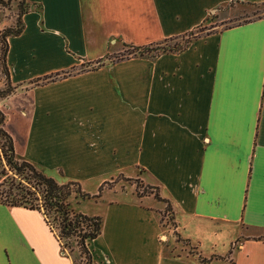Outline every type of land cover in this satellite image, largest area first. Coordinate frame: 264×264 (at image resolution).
Here are the masks:
<instances>
[{
  "label": "crops",
  "instance_id": "crops-1",
  "mask_svg": "<svg viewBox=\"0 0 264 264\" xmlns=\"http://www.w3.org/2000/svg\"><path fill=\"white\" fill-rule=\"evenodd\" d=\"M25 2L20 32L6 37L9 80L25 98L12 102L26 123L19 150L12 138L15 157L79 187L81 177L102 171L116 174L97 189L112 179L103 190L113 191L120 178L155 187L171 207L174 234L188 241L161 225L162 201L152 193L120 189L129 196L106 199L101 215L75 206L101 217L88 243L93 262L264 264V15L200 34L180 51L81 68L121 45L180 37L231 2L264 0ZM0 210V264H27L20 259L27 233L9 229V212L18 210L39 218L47 254L70 262L38 211L1 203Z\"/></svg>",
  "mask_w": 264,
  "mask_h": 264
},
{
  "label": "trees",
  "instance_id": "trees-1",
  "mask_svg": "<svg viewBox=\"0 0 264 264\" xmlns=\"http://www.w3.org/2000/svg\"><path fill=\"white\" fill-rule=\"evenodd\" d=\"M27 3L25 0H16V24L13 28L8 29L1 34L2 42L1 59L5 62L7 36H13L20 32L22 28L21 15L27 11ZM192 30L187 34H191ZM196 37L193 36L192 38ZM191 38V39H192ZM173 38H167L160 43L147 44L142 46L130 45L134 55L153 56L160 52H174L184 49L191 39L183 43L166 44ZM154 45V46H152ZM100 64V61H95ZM3 84L0 88V99L8 96L13 86L10 83L6 65H3ZM65 72L62 73V75ZM44 75L33 79L34 83L43 82L52 79L53 76ZM130 181L131 179H127ZM135 182V192L137 195L152 193L153 197L165 203V208L171 210L170 205L160 198L155 187L142 185V189L138 191L141 184L138 180ZM110 183L103 182L95 194L83 192L76 181L68 180L58 182L51 176H48L38 170L32 163L25 160H18L14 154V144L11 135L4 127V113L0 108V203L8 207H23L30 210L38 211L44 224L48 227L57 240L72 239L77 247L78 253L85 259L86 264H95L88 248L90 240L94 239L100 232L101 217L99 215H86L73 210L67 198L74 194L79 199L95 198L99 196L103 185ZM172 214V211H171ZM172 225L174 222L172 221ZM176 235V240H180L183 244H188L186 239H181ZM220 258V257H215ZM201 261L208 260L199 257Z\"/></svg>",
  "mask_w": 264,
  "mask_h": 264
},
{
  "label": "rangeland",
  "instance_id": "rangeland-1",
  "mask_svg": "<svg viewBox=\"0 0 264 264\" xmlns=\"http://www.w3.org/2000/svg\"><path fill=\"white\" fill-rule=\"evenodd\" d=\"M16 0H0V36L2 33L7 31L10 28H13L16 24ZM264 15V4H243L241 2L234 3L231 2L228 5L222 6L217 10L216 14L211 15L209 20H207L203 25L196 27L192 30L191 34H183L180 37H177L175 39H170L168 41H165L166 44H172L174 42L176 43H183L188 39H191L193 36H198L200 34H204L206 32H210L213 30H217L221 27H226L232 24H236L239 22L251 20L260 16ZM216 17V18H215ZM154 46V45H152ZM1 49H2V42L0 39V88L2 87L4 76H3V65L6 64V62H3L1 59ZM132 49L130 45H121V48L118 52L113 53L108 58L100 60V64L93 62L89 64L88 66H81V68H94L98 66L107 65L111 62H114L116 60H119L121 58L134 55L131 53ZM137 55V54H135ZM144 55V54H143ZM34 83V81H32ZM32 84V83H30ZM30 84L27 83V111L29 110V107L32 106V103L30 102V97L28 93V89ZM16 87H13L12 93H10L5 98L0 99L1 103L8 104V107H2V111L4 113V127L8 132L11 134L12 138L15 139V146L16 149L19 150L21 146V140L20 137L23 134V130L25 129L26 123L24 122V119H22L17 104H12L18 102L21 99H25L24 96H21L22 90L18 89L15 90ZM10 96L9 99L12 100L11 102H7V98ZM21 104L23 102H20ZM19 103V104H20ZM31 109V108H30ZM30 118L27 117V138L32 133L30 131ZM48 126V125H47ZM50 128V126H48ZM14 136V137H13ZM14 141V140H13ZM80 173H83L82 171H79ZM125 174H132L133 171L131 168H124L122 170ZM116 173L109 172V171H102V172H96V173H90L87 174L84 177H81V180H77L81 183V186L83 187L81 190L84 192H90V193H97L98 189L97 186L99 185V180L108 179L110 176H113ZM75 176V175H72ZM79 176V175H78ZM80 177V176H79ZM80 179V178H79ZM112 179L107 180L106 182L110 183ZM68 181V180H66ZM65 182V181H64ZM114 182V181H113ZM116 187L115 190L111 191H104L107 187V184L103 185L102 190L99 193L98 197L95 198H85V199H79L78 197L74 196V194H71L67 200L70 205V207L75 210L78 207L80 210L90 213V214H100L105 211L104 204L105 200L108 198L116 197V196H129V194L122 193L121 190H134L135 184L131 183V181L125 180V179H118L115 183ZM80 186V187H81ZM84 189V190H83ZM140 191L142 189V184L139 185L138 188ZM82 201L79 205H76V202ZM17 213L9 212L10 214V231L12 232V235H18L19 232H22L24 230L27 233V247L26 245H22L24 250V255L20 257L22 262H27V264H86L85 259L82 255L78 253L77 247L74 244V240L70 239H59L57 240L56 237L53 238L56 241L57 249L58 251L64 255L65 257H69L70 262L66 260L61 259H55L51 254H47V248L49 247V243L46 239L47 233L44 230H41L38 225L40 223L39 218L33 216L31 213H23L27 215V217H20L18 214L22 213L20 210ZM160 212V222L161 225L166 229L168 233H170L175 239L176 235L173 232V225H172V214L171 210H167L165 208V203L162 202V209ZM0 213L4 214V211L0 210ZM38 221V222H37ZM12 224L14 227H12ZM6 227V226H5ZM27 228V229H26ZM41 231V232H39ZM16 238L19 240V237L16 236ZM35 244V248H33L31 240ZM164 237H162L163 239ZM15 240V237H14ZM178 241V240H177ZM180 242V240H179ZM16 245L14 244V248ZM27 250V253H26ZM189 250V249H188Z\"/></svg>",
  "mask_w": 264,
  "mask_h": 264
}]
</instances>
